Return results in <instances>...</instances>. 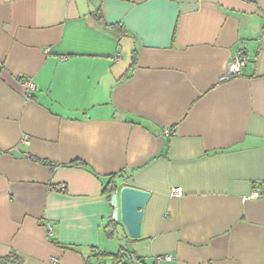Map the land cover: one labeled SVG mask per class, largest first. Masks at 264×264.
Masks as SVG:
<instances>
[{
  "label": "crops",
  "instance_id": "1",
  "mask_svg": "<svg viewBox=\"0 0 264 264\" xmlns=\"http://www.w3.org/2000/svg\"><path fill=\"white\" fill-rule=\"evenodd\" d=\"M0 63V259L264 264V0H0Z\"/></svg>",
  "mask_w": 264,
  "mask_h": 264
},
{
  "label": "water",
  "instance_id": "2",
  "mask_svg": "<svg viewBox=\"0 0 264 264\" xmlns=\"http://www.w3.org/2000/svg\"><path fill=\"white\" fill-rule=\"evenodd\" d=\"M150 197V193L129 186L122 188L119 194L112 195L111 206L115 209L113 219L119 220L131 239L141 238L145 207ZM120 255L124 258V264H132L127 253Z\"/></svg>",
  "mask_w": 264,
  "mask_h": 264
},
{
  "label": "built area",
  "instance_id": "3",
  "mask_svg": "<svg viewBox=\"0 0 264 264\" xmlns=\"http://www.w3.org/2000/svg\"><path fill=\"white\" fill-rule=\"evenodd\" d=\"M247 57L243 54L237 55L234 59H232L227 65L224 73L219 77L218 82L224 83L232 78L239 77L242 73V69L247 64ZM2 64L0 63V67ZM21 86L24 92V95L27 99H30L33 95V93L37 90L36 85L34 84L33 80L31 78H21ZM166 136H172L173 133L170 131L165 132ZM25 141V140H24ZM174 195L177 197L182 196V191L180 188H177L174 190ZM259 197V192H254L250 197L245 198L246 199H257ZM47 232L51 236L53 232V228L50 224H47ZM96 254V253H95ZM98 255V254H96ZM173 257L171 256H163L159 255L155 257V263L154 264H162L165 262H172ZM100 264V263H97Z\"/></svg>",
  "mask_w": 264,
  "mask_h": 264
},
{
  "label": "trees",
  "instance_id": "4",
  "mask_svg": "<svg viewBox=\"0 0 264 264\" xmlns=\"http://www.w3.org/2000/svg\"><path fill=\"white\" fill-rule=\"evenodd\" d=\"M111 27L118 28V25H112ZM122 28V27H121ZM114 178V177H113ZM113 178L108 182V184L105 186L104 191L107 193V196L109 199L112 198V194L115 192L116 186ZM123 258L120 254L115 255V261H123ZM0 264H23L22 260H20L18 257H16L14 254H10L6 258L0 259ZM119 264H123V262H120ZM133 264V263H132Z\"/></svg>",
  "mask_w": 264,
  "mask_h": 264
},
{
  "label": "rangeland",
  "instance_id": "5",
  "mask_svg": "<svg viewBox=\"0 0 264 264\" xmlns=\"http://www.w3.org/2000/svg\"><path fill=\"white\" fill-rule=\"evenodd\" d=\"M121 231H122V230L120 229L118 232L121 233Z\"/></svg>",
  "mask_w": 264,
  "mask_h": 264
}]
</instances>
